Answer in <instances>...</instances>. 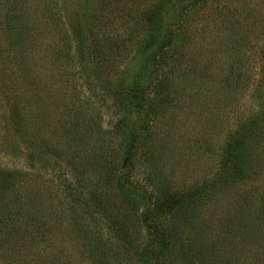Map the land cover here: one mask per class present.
Masks as SVG:
<instances>
[{"label":"trees","instance_id":"trees-1","mask_svg":"<svg viewBox=\"0 0 264 264\" xmlns=\"http://www.w3.org/2000/svg\"><path fill=\"white\" fill-rule=\"evenodd\" d=\"M203 4H194L192 7L199 9ZM26 6H30L26 1L18 2L15 6L8 5L0 17V77H4L5 74L10 77L6 79L8 81L0 82V91L11 108V118L16 125V132L20 139L25 140V146L30 150V154L33 149L45 152V155L36 156L32 160L39 159L38 162L45 169L50 167L56 170L59 163L49 157L57 161L65 160L70 152L68 148L83 149L84 157L77 155L67 159V163L75 164L73 170L71 169L73 183L61 184V189L69 199L63 213L68 216L70 228L75 232V236H78L85 262L170 264L168 261L170 250L173 244L179 241L178 245L183 247L184 255L189 259L187 264H195L196 259L199 262L203 260L206 264H233L232 258L231 263L226 256L228 251L226 248L232 245L229 244L232 239L230 238V241L226 239L227 243L222 242L223 236L225 238L224 228L218 226L216 221L212 223L214 215L211 214L210 207L218 195L224 192L226 194L235 187L232 180L237 175L259 177L260 168L264 167V150H259V147L264 145V136L261 137L260 145L252 147L253 150L246 157L239 154L241 147L239 148L236 142L249 134H246L245 128L237 130L234 135L231 134L215 176L210 179L207 187L200 184L196 188L197 191L192 194L180 193L172 179L162 178L156 172L157 163L153 160L148 161V165L143 160H136L137 153L141 154L143 149L151 145L152 127L148 126L151 120L166 113L173 104L171 93L176 72L174 70L182 65L184 44L188 40V29L184 22L189 21V13L186 11L179 28L173 24L166 25L158 15L146 13L139 21L154 22L157 32L141 38L138 36L139 29L137 31L133 29L128 30L127 35H123L124 40L128 39L129 46L135 45L137 39L136 44L140 41L141 43L137 45L135 52L137 64L129 81L119 84L121 90L117 89L115 95L112 96L106 91L108 94L99 100L103 108L108 110L114 108L116 114L118 111L122 112V119L111 127L112 130L110 129L113 132L103 130L100 121L102 117L94 120L88 110L85 112L82 110L80 114L70 110L66 122H62L61 119L57 121L59 128L62 127L61 131L64 132H56L58 139H50L45 136L49 127L41 122L37 128L32 125L33 119L35 122L38 121L37 109L43 103L42 89L51 83L49 80L51 74L56 73L61 80L63 75H69L73 70V75L77 73L78 63L76 67L74 63L79 57L73 54L79 53L80 60L89 61L84 69L92 72L89 80L94 73L105 76L107 69L113 65L114 52L116 57L120 58L127 46H124L118 32L108 30V26L103 29L110 32L104 34L103 31L105 39L98 41L94 30L101 20L96 16L89 22L88 26L93 25L89 30L77 23L68 32L60 25V21H56L54 24L60 28L56 35L57 41L53 44L47 37H50L48 31L52 27V22L57 19L54 11L41 3V17L37 18L28 13ZM71 35L76 43L74 47L76 50L73 51L70 45L72 41L68 38ZM49 44L53 51L48 56L46 50ZM121 50L123 52L119 53ZM58 63L61 64V70L52 72V67ZM43 72L48 73L47 77ZM43 81H47L45 85ZM46 89L49 92V89ZM91 114L93 115V111ZM134 114L141 124L138 125L136 119H132ZM126 115L133 123L124 119ZM259 123L252 122V127L249 128L250 141L263 131L264 125ZM50 140L55 141L50 143ZM36 141L42 143L43 147L38 146ZM85 158L91 160L90 169L93 173L90 177H86L80 170L83 168L81 162L85 161ZM142 167L148 174L144 180L151 179L146 188L134 182L138 169ZM84 169H87L85 164ZM16 173L0 167V258L16 260L19 264H58L59 252H54L55 247L51 244L47 232L48 223L47 220H43L42 213L48 214L50 219L54 218L53 215L57 219L61 216L56 214L54 208L48 210L43 206L40 210L25 216L29 224L22 221L21 223L25 206L18 198L11 196L17 178ZM252 194L253 192L247 195L244 202L250 200ZM57 197L59 196L49 195V201ZM141 200L146 201V205L142 207V213L136 217L135 210L139 209ZM81 204L83 205L80 207ZM247 204L244 203L242 206L246 211L243 220L251 215L264 226V193L258 198V206L254 212L250 207L246 208ZM48 211L50 213H47ZM39 214L41 215L38 218ZM83 215L85 218L89 216L90 222L84 221ZM49 221L53 224L51 220ZM99 225L104 227L108 235L100 230ZM177 225L186 228L189 226L190 235H193L194 231L211 233V236L205 234L207 247L188 238L181 241V235L177 236ZM133 227L147 232L148 239L142 241V245L137 238L131 237ZM218 230L216 235L215 231ZM250 233L253 232L241 231L239 234H247L245 237L249 240L255 236V233ZM140 245L143 250H140ZM33 248L34 252L40 251L42 254L39 257L32 254ZM41 258L43 262L40 261ZM240 263L255 264L250 258L246 260L242 258Z\"/></svg>","mask_w":264,"mask_h":264},{"label":"rangeland","instance_id":"rangeland-1","mask_svg":"<svg viewBox=\"0 0 264 264\" xmlns=\"http://www.w3.org/2000/svg\"><path fill=\"white\" fill-rule=\"evenodd\" d=\"M23 1L31 6H26L28 13L37 18L41 17V3L54 11L57 19L52 22V27L48 31L50 37H47L53 44L57 41L56 35L60 28L54 24L56 21H60V25L68 32L77 23L89 30L93 26H88L89 22L96 16L101 20L94 30L98 41L104 40V34L110 32L103 29L108 26V30L118 32L124 46H127L120 58H117L114 52L113 65L107 69L105 76L94 73L89 80L92 72L84 70L89 61L80 60L79 53L73 54L79 57L74 63V67L78 63L77 73L73 75V70L69 75H63L61 80L56 73L51 74L49 78L51 83L46 86L49 92L43 86L41 95L43 103L37 109L38 121L35 122L33 119L32 125L37 128L41 122L49 127L45 136L58 139L56 132L61 131L62 127L59 128L57 121L61 119L62 122H66L70 110L78 114L82 110L84 112L88 110L91 113L93 111V115L90 113L94 117L92 119L97 120L102 117L100 121L103 124V130L113 132L111 127L122 119V112L118 111L119 113L116 114L114 108L111 110L103 108L99 100L108 94L106 91H109L112 96L115 95L117 89L121 90V83L129 81L137 64V57H135L137 45L141 43L140 41L136 44L137 39L135 45L129 46L128 39L124 40L123 35H127L128 30L133 29L136 31L139 29L138 36L141 38L157 32L154 22L139 21L146 13L158 15L166 25L173 24L179 28L187 11L190 18L187 23L184 22V25L188 29V40L184 44L182 65L174 70L176 72L171 93L173 104L169 106L166 113L151 120L152 122L148 125L152 127L151 145L143 149L141 154L137 153L136 160H143L146 165L148 161L153 160L157 163V165L154 164L156 172L162 178L172 179L180 193L192 194L197 191L196 188L200 184L207 187L210 179L215 176L231 134L234 135L241 128H245L244 131L249 134L244 138L239 137L240 139L236 142V145L241 147L240 155L247 157L253 150L252 147L260 145L261 137L264 136V127L263 131L259 132L256 138L252 137L251 141L249 128L252 127V122H260V125H264V0H179L178 2L175 0H105L104 3L103 0H0V17L8 5L15 6ZM200 3L204 4L200 5L199 9L192 7ZM68 38L72 41L71 50H76L74 37L71 35ZM48 46L46 51L49 56L53 48L50 44ZM121 52L123 50L119 53ZM57 70H61L60 63L52 67V72ZM43 73L47 77L48 73ZM8 78H10L9 75L5 74L4 77H0V82L8 81L6 80ZM46 82L43 81L44 85ZM10 109L0 91V167L17 172L11 196L18 198L25 206L20 222L29 224L25 216L40 210L43 206H46L48 210L54 208L56 214L61 216L59 219L53 214L54 218L50 219L48 214L43 213L42 218L47 220V232L51 244L55 247L54 252H59L60 258L57 263L87 264L80 250L81 243L78 236H75V232L70 228L68 216L63 213L69 199L65 197L66 194L61 189V184L73 183L72 170L75 164L67 163V159L77 155L84 157L83 149L68 148L70 152L65 160L57 161L49 157L52 161L59 163V168L45 169L38 162L39 159L32 160L36 156L45 155V152L33 149L30 154V150L25 146V140L20 139L16 132ZM136 118L137 115L134 114L132 119ZM124 119L133 123L127 115ZM135 122L138 125L141 124L137 119ZM36 142L38 146L43 145L39 141ZM262 147L264 145H261L259 150H264ZM84 160L81 162L83 168L80 170L86 177H90L93 173L90 169L91 160L89 158ZM84 164L85 168L87 167L86 170ZM260 169L259 177L237 175L232 180L235 187L226 194L224 192L218 195L210 207L211 214L214 215L212 223L216 221L218 226L224 228L225 238L223 236L222 242L227 243L226 239L229 241L230 238L232 239L229 242L232 245L226 248L228 250L226 256L228 261L232 258L233 264H241L242 258L245 260L250 258L255 264H264V226L251 215L243 220L246 211L242 208L244 203H248L246 208L250 207L254 212L255 207L258 206V198L264 193V167ZM145 171L143 167L138 169L134 177V182L143 185V188H146L145 186L151 181V179L147 181V178L144 180V177L148 175ZM252 192V198L244 202V198ZM49 195L59 197L49 201ZM141 201L139 209L135 210L136 217L142 213V207L146 205V201ZM83 220L90 222V217L84 216ZM99 226L100 230L108 235L104 227ZM131 229V237L137 238L141 245L142 241H147L148 235L144 229L140 231L135 227ZM241 231L253 232L255 236L248 240L245 237L247 234H239ZM176 232L178 237L181 235V241H186L188 238L207 247L205 234L208 232L194 231L193 235H190L189 226L186 228L178 225ZM218 232L219 230L215 231L216 235ZM208 234L211 236V233ZM178 243L173 244L168 261L170 264H187L189 259ZM141 245L140 250H143ZM34 250L33 248L32 252ZM39 252L32 254L39 257L42 254ZM224 259L225 257L222 261ZM40 261L43 262V259L41 258ZM0 264L19 263L16 260L0 258ZM195 264L206 263L196 259Z\"/></svg>","mask_w":264,"mask_h":264}]
</instances>
